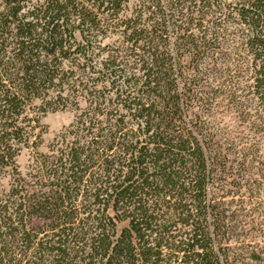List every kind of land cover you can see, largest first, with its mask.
<instances>
[{"label": "trees", "instance_id": "obj_1", "mask_svg": "<svg viewBox=\"0 0 264 264\" xmlns=\"http://www.w3.org/2000/svg\"><path fill=\"white\" fill-rule=\"evenodd\" d=\"M229 111L262 147L264 0H0V264H264Z\"/></svg>", "mask_w": 264, "mask_h": 264}, {"label": "rangeland", "instance_id": "obj_2", "mask_svg": "<svg viewBox=\"0 0 264 264\" xmlns=\"http://www.w3.org/2000/svg\"><path fill=\"white\" fill-rule=\"evenodd\" d=\"M74 117V111L73 109H58V110H49L47 111L40 119L42 124V142L41 145L38 147V150L46 151L48 145L50 144L51 140L54 138V136L63 128L64 126H67L69 123L72 122ZM224 125L227 126L228 131L231 133L232 136H235V139L239 142L238 148H244L246 147L247 150L250 151L249 146L253 148L259 147L260 150L264 148V145L262 144V147H260L261 142H255L257 141L256 138L259 136L257 134V127L253 126L251 123H248L247 121H243L242 118L239 119V117H236V115L232 112H227V116L224 119ZM264 141V139H263ZM255 143V144H254ZM258 143V144H257ZM256 145V146H255ZM242 146V147H241ZM255 146V147H254ZM32 150L31 149H23L20 154L17 156V165L18 169L22 172H25L27 169V166L30 162L31 156H32ZM255 164L251 168L250 164L239 172L238 176H255L252 174L251 171H258L259 167H262L261 164ZM246 170V172H245ZM245 172V173H244ZM237 176V174L233 175ZM11 176L7 173L5 170H0V185L7 188L8 184L11 180ZM249 206L245 207V210L239 211V218L245 220L247 223L244 228H241L239 230L242 232H250L254 237H249L248 239H252L256 242H259V244H264V234L263 232L258 229L260 227H257L256 222L261 221L264 219V216H262L258 211H251L248 209ZM264 215V212H262ZM122 223H119V226H121ZM242 225V224H241ZM253 226V228H252ZM252 228V229H249ZM249 229V230H248ZM236 247V246H234ZM249 250V249H248ZM245 250H239V249H233L230 253V256L235 255H242L244 256V259L246 256H248L250 253L249 251ZM245 262H249V264H255L254 261L249 260L248 258L245 259Z\"/></svg>", "mask_w": 264, "mask_h": 264}]
</instances>
